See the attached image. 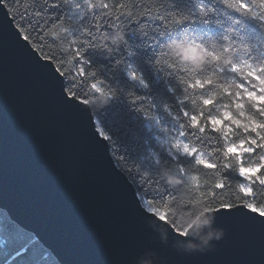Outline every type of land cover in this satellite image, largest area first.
Segmentation results:
<instances>
[{
	"label": "trees",
	"instance_id": "trees-1",
	"mask_svg": "<svg viewBox=\"0 0 264 264\" xmlns=\"http://www.w3.org/2000/svg\"><path fill=\"white\" fill-rule=\"evenodd\" d=\"M9 2L15 12L17 5L20 10L43 7L45 0ZM118 2L128 4L129 0ZM132 3L136 5L133 19L140 22H119L128 31L126 47L86 48L88 65L77 64L73 52L83 45L73 42L80 35V23L66 21L71 37V41L64 37L67 49L46 35L51 24L43 33H32L39 46L35 49L42 55L39 48H43L44 54L51 53L64 64L66 91L70 82L81 95H91L90 90L97 86L115 91L103 111L90 110L109 129L113 137L108 141L110 154L143 204L162 215L175 231L184 232L202 212L212 210L221 200L233 206L245 200L264 205V185L256 179L257 174L264 178V172L258 169L251 180L240 174L241 167L264 165V149L243 153L242 158L225 154L226 144L253 140L264 144V9L259 7L260 0H239L251 15L223 0ZM51 11L54 16L61 15V10ZM172 39L198 43L211 57L195 70L178 67L174 61L158 64L161 46ZM81 66L84 77L77 76ZM90 72L95 76L90 78ZM213 120L219 124L214 130L205 128L196 136L182 134L204 128L202 121ZM177 136L193 147L195 154L170 148L167 140ZM197 153L203 159L197 158ZM117 157L123 159L118 162ZM218 182L225 185L222 190L215 189ZM245 182L250 193L244 192ZM5 255L0 251V259Z\"/></svg>",
	"mask_w": 264,
	"mask_h": 264
},
{
	"label": "water",
	"instance_id": "water-1",
	"mask_svg": "<svg viewBox=\"0 0 264 264\" xmlns=\"http://www.w3.org/2000/svg\"><path fill=\"white\" fill-rule=\"evenodd\" d=\"M15 26L0 7V208L60 264H264V217L241 204L202 212L183 235L147 208L88 103L66 98L55 64Z\"/></svg>",
	"mask_w": 264,
	"mask_h": 264
},
{
	"label": "snow or ice",
	"instance_id": "snow-or-ice-1",
	"mask_svg": "<svg viewBox=\"0 0 264 264\" xmlns=\"http://www.w3.org/2000/svg\"><path fill=\"white\" fill-rule=\"evenodd\" d=\"M0 7L6 8L9 12L13 13L12 20L17 21L15 29L24 41L32 44L33 48H38L39 46L33 40L32 33H43L47 25H53L58 22L64 24L66 21L80 23V35L73 43L82 44L83 46L76 47L72 58L77 64L82 66L88 65V60L84 58L85 49L97 48V40L114 24H120L119 22L122 20L134 23L140 22L133 19L132 9L136 5L132 3V0H129L128 4L118 2V0H108V2H105V0H45L43 7H25L23 10H20L17 5L15 12H13V4L9 0H0ZM53 9L61 10V15L54 16L51 11ZM99 47L107 48L105 45H100ZM39 51L44 56V59L48 60L51 58L52 61L57 63L56 68H53L51 63L50 66L64 80L68 75L63 70L64 64L57 62L56 57L51 53L44 54L43 48H39ZM82 66L77 72V76L79 77L85 76V70ZM87 75L92 78L95 76V73L90 72ZM97 83H100V81L97 80ZM67 88V91L63 88V92L69 101L86 105L87 94L81 95V93H78L76 89L71 87V82ZM252 95L258 97L260 94L253 92ZM92 115L94 117L93 125L96 135L103 138L104 141H112L113 137L110 135L109 129L95 119V113H92ZM116 118L118 119L119 116ZM191 119L192 123L196 122V117L193 116ZM201 123L204 124V128H192L191 131L183 132L182 134L185 136H196L197 132H203L205 128L211 131L219 126L215 120L211 122L202 121ZM225 147L226 155L229 153L233 155L250 154L258 149H264V144L259 140H253L252 142L245 143L243 146L239 144H226ZM122 159L123 157H117L118 162ZM258 169L264 172V165H260L256 169H241V174L246 179L251 180V174L253 172L257 173ZM256 179H258L260 185H264V183H261V180L264 178H261L259 174H257ZM224 187L223 183L218 182L215 189L222 190ZM242 187L245 193L251 192L249 187L245 185H242ZM233 207L231 202L221 200L219 205L213 207L212 210L220 212L221 210H232ZM240 207L250 213L264 217V205L257 206L245 200L241 205L235 206L236 209ZM177 234L183 235L184 233L177 230ZM0 246H2L0 247V251L6 252L3 259H0V264H60L59 257L54 251L41 243L34 233L21 227L12 214L7 209L2 208H0Z\"/></svg>",
	"mask_w": 264,
	"mask_h": 264
},
{
	"label": "clouds",
	"instance_id": "clouds-1",
	"mask_svg": "<svg viewBox=\"0 0 264 264\" xmlns=\"http://www.w3.org/2000/svg\"><path fill=\"white\" fill-rule=\"evenodd\" d=\"M223 3L228 4L229 7L235 8L241 12H248L242 4L239 3V0L231 2V0H223ZM259 7L264 9V0H260ZM199 8V5H198ZM202 11V10H201ZM212 8H208V12H211ZM251 15V12H248ZM202 15H204L202 11ZM206 18V17H205ZM50 38L57 40V46L67 49L68 45L64 42V37H67L71 41V37L68 35V27L66 24L56 23L53 24L48 32L46 33ZM127 36L128 31L125 27L120 24H114L106 33H104L99 38L100 45H105L109 50H112L117 47H126L127 46ZM162 51L158 53L157 63L168 64L170 61H174L175 65L178 67L189 66L193 70L200 68V66L206 61L207 58L211 57V53L207 52L201 45L195 43L189 39H172L162 46ZM131 71V69H129ZM91 95L87 96V103L90 109L93 112H100L112 101L113 97L116 95L115 91L108 89L106 87L97 86L94 89H91ZM215 207V205H212ZM195 222V221H193ZM204 223H209L208 220H204ZM216 236L219 238L221 235L220 232L209 233L208 236L204 239L206 244L209 239Z\"/></svg>",
	"mask_w": 264,
	"mask_h": 264
},
{
	"label": "rangeland",
	"instance_id": "rangeland-1",
	"mask_svg": "<svg viewBox=\"0 0 264 264\" xmlns=\"http://www.w3.org/2000/svg\"><path fill=\"white\" fill-rule=\"evenodd\" d=\"M167 143L169 144V147L174 149V151H178L181 153H186V154H195V149L191 146H189L181 137L177 136L171 140H167ZM239 145L243 146L244 143L240 142ZM243 154V153H242ZM242 154H238L239 158H242ZM196 157L199 159H203V156L199 153L196 154ZM259 165H254V166H248V167H241V169H248V168H253L256 169L258 168ZM241 169H240V174H241ZM254 173V172H253ZM242 175V174H241ZM243 176V175H242ZM243 185L249 187V183L245 182ZM147 208L150 209V207L147 206ZM152 210V209H151Z\"/></svg>",
	"mask_w": 264,
	"mask_h": 264
}]
</instances>
